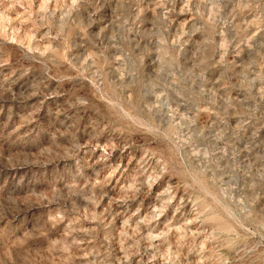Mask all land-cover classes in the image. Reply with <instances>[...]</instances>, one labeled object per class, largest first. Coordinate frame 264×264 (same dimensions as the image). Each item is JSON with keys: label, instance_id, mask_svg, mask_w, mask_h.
Returning a JSON list of instances; mask_svg holds the SVG:
<instances>
[{"label": "rangeland", "instance_id": "374dc122", "mask_svg": "<svg viewBox=\"0 0 264 264\" xmlns=\"http://www.w3.org/2000/svg\"><path fill=\"white\" fill-rule=\"evenodd\" d=\"M0 264H264V0H0Z\"/></svg>", "mask_w": 264, "mask_h": 264}]
</instances>
